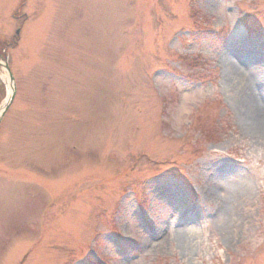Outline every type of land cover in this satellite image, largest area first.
Instances as JSON below:
<instances>
[{
	"label": "rangeland",
	"instance_id": "obj_1",
	"mask_svg": "<svg viewBox=\"0 0 264 264\" xmlns=\"http://www.w3.org/2000/svg\"><path fill=\"white\" fill-rule=\"evenodd\" d=\"M0 38V264H264V135L223 80L264 63V0H0Z\"/></svg>",
	"mask_w": 264,
	"mask_h": 264
},
{
	"label": "bare ground",
	"instance_id": "obj_2",
	"mask_svg": "<svg viewBox=\"0 0 264 264\" xmlns=\"http://www.w3.org/2000/svg\"><path fill=\"white\" fill-rule=\"evenodd\" d=\"M258 64L252 66L244 59L230 62L223 80L226 94L235 101L237 109L246 115L252 130L264 135V63ZM231 192L235 193L236 188ZM184 232L181 230V234L184 235Z\"/></svg>",
	"mask_w": 264,
	"mask_h": 264
}]
</instances>
